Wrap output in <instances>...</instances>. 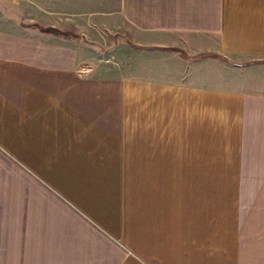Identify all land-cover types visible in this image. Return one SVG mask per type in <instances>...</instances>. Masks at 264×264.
Returning <instances> with one entry per match:
<instances>
[{
    "label": "crops",
    "instance_id": "1",
    "mask_svg": "<svg viewBox=\"0 0 264 264\" xmlns=\"http://www.w3.org/2000/svg\"><path fill=\"white\" fill-rule=\"evenodd\" d=\"M13 3L75 29L0 28V264H209L207 58L264 62V0ZM110 24L137 38L119 74L78 41ZM220 259L264 264V230Z\"/></svg>",
    "mask_w": 264,
    "mask_h": 264
},
{
    "label": "rangeland",
    "instance_id": "2",
    "mask_svg": "<svg viewBox=\"0 0 264 264\" xmlns=\"http://www.w3.org/2000/svg\"><path fill=\"white\" fill-rule=\"evenodd\" d=\"M21 1L0 0L1 29H9L13 20H18L19 25L40 22L43 25L53 23L62 29H75L74 20L59 25L60 20L19 19L16 13L11 12V7L13 2ZM14 10L17 11L16 8ZM110 26L114 27L110 29V39L105 34L87 33L78 41L84 44V48H95V51H84L86 59H108L110 68L119 74L122 72L124 49H129L137 38L134 39L133 35L130 39L124 37L117 24ZM97 43H110V51H101ZM207 59L211 83L210 162L207 170L205 168L204 182L209 192V264H221L222 245L224 249L225 246L229 248L235 236L242 235L246 229L264 230V131H260L264 128V97H259L264 95V62L253 58L224 60L219 56ZM235 63L241 66L236 67ZM190 176L192 173L186 171V164L180 163V190L185 184L190 186L191 181L197 186L198 180Z\"/></svg>",
    "mask_w": 264,
    "mask_h": 264
}]
</instances>
